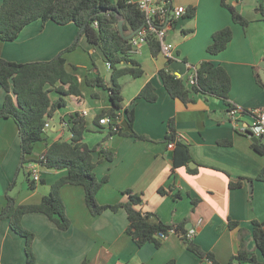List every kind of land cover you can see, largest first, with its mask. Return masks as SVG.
<instances>
[{
	"label": "crops",
	"instance_id": "0c3cea01",
	"mask_svg": "<svg viewBox=\"0 0 264 264\" xmlns=\"http://www.w3.org/2000/svg\"><path fill=\"white\" fill-rule=\"evenodd\" d=\"M136 2L138 0H131ZM221 0H169L171 7L183 6L184 16L167 28L166 41L173 45L174 61L198 67L202 61L221 66L230 78L229 102L238 108H264V87L256 80L255 70L264 71V0H226L248 21L244 28L232 21L231 14L220 5ZM2 0H0V5ZM261 9V11L259 10ZM193 10L192 17H187ZM230 28L232 39L225 50L215 56L206 52L212 34ZM78 28L75 24L57 25L54 22H33L12 42L0 41V58L24 64L53 59L74 41ZM131 58L143 69L137 79L129 77L126 84L134 85L127 95L121 80L122 111L119 125L127 130L126 110H133V137L111 136L101 146L114 154L111 161L98 152L93 153L96 163L94 174L107 182L96 194L99 205L124 203L123 192L130 190L142 199L140 210L151 214L150 221L164 225L185 222L192 231V241L204 252H209L219 264H227L239 249L238 229L244 231L246 250L263 261L252 240V222L264 224V182L254 180L264 167V155L252 148L251 138L236 130L226 118L221 100L199 95L188 105L172 99L161 82L159 71L166 68L167 59L160 53L151 56L147 45H142ZM66 68L74 73L80 84L81 96L64 97L65 106L57 107L48 119L49 128L44 140L33 147L32 160H38L47 148L59 140L69 141L66 123L74 114L83 117L87 132L83 140L92 148L105 138L107 128L94 123L95 118L111 108L109 92L101 87H87L85 79L99 77L108 84L107 69L101 51L80 41V47L64 54ZM258 77L260 78L259 74ZM261 80V78H260ZM262 81V80H261ZM263 82V81H262ZM147 83L154 87L157 99L150 103L135 99ZM50 87H47L49 89ZM6 92L0 86V108ZM51 102L58 99L50 93ZM174 120L177 139L188 146L196 173L186 167L172 171L173 149L164 142L168 120ZM244 116L241 125L249 123ZM96 133L94 142L85 137ZM228 141L230 144H219ZM21 148L18 130L10 118H0V211L6 204V195L17 205L39 204L65 170L42 167L40 181L30 188L24 169L20 168ZM21 172L24 178H21ZM241 180V186L230 184ZM15 185L8 190L10 183ZM249 180H252L251 182ZM251 186V187H250ZM165 191L164 194L158 192ZM179 194V200L174 195ZM64 212L70 226L59 230L41 213L22 217V226L33 234L32 251L36 264H209L186 250L179 236L170 233L159 248L152 243L136 246L126 233V212L106 210L92 216L84 204V190L80 186L64 185L59 190ZM196 200L192 205L191 201ZM237 222L231 229L228 221ZM25 239L12 231L8 219L0 220V264H28Z\"/></svg>",
	"mask_w": 264,
	"mask_h": 264
},
{
	"label": "trees",
	"instance_id": "16d2710c",
	"mask_svg": "<svg viewBox=\"0 0 264 264\" xmlns=\"http://www.w3.org/2000/svg\"><path fill=\"white\" fill-rule=\"evenodd\" d=\"M129 0H2L0 5V41L12 42L16 40L20 32L27 25L40 21L54 22L57 25L73 23L78 28L74 41L49 61L14 63L0 58V86L6 92L0 118H10L16 124L20 138L21 164L25 165L35 160L31 159L33 147L36 143L43 141L45 123L52 116L57 107L65 106L64 97L81 96L80 84L77 76L66 68L64 54L74 51L80 47L82 38L88 43L97 47L106 62L110 64V78L108 84L95 77L85 79L87 87H101L109 92L111 108L101 112L94 120L97 123L103 116L109 115L120 118L122 111L121 87L118 80L121 77L129 76L137 79L143 75L141 65L130 56L129 40L123 36L135 33L144 24V15L138 10L135 4L128 3ZM166 9H171L169 0ZM220 5L231 14L232 21L242 27L248 25V21L232 6L221 0ZM261 11V9H259ZM193 10H189L187 17H192ZM122 20L123 36L118 31V22ZM264 21V20H263ZM163 26V24L161 25ZM232 39V31L226 27L215 31L212 34V42L206 48V52L215 56L225 50ZM147 47L151 56L159 53V42L154 36H148ZM174 60L167 59L166 68L159 71L158 75L168 95L184 105L195 101L199 95L213 97L221 100L228 110L233 105L228 100L230 91V78L221 66H215L209 61H202L196 68L194 84L188 85V73L181 78H176L170 65ZM257 82L264 87V82L258 77L255 70ZM47 87H50L47 89ZM58 95L56 102L52 103L50 93ZM143 99L153 103L157 99L154 87L147 83L141 88L135 98ZM127 130L120 125L107 128V134L103 143L111 136L133 137L142 140L137 136L132 125L134 121L133 110L124 112ZM70 133L69 141L59 140L52 143L46 150L44 161L40 162L42 167L47 169L65 170L66 175L58 179L50 188V193L44 196L39 204L17 205L14 198L6 195V204L0 211V220L8 219L10 228L14 233L25 239V254L28 264H36L32 251L33 234L27 231L21 223L22 217L30 213L44 214L59 230L66 231L70 221L65 215L62 201L59 197V190L64 185L80 186L84 190V204L92 216H98L106 210L116 212L122 208L127 215L128 225L126 233L138 247L146 243H152L159 248L162 242L170 233L177 234L185 249L193 253L200 260L209 264H219L209 252H204L191 237L189 231L184 228L185 222L174 225H164L159 221L152 223V215L143 213L140 210L142 199L139 195L130 190L123 192L126 196L124 203L116 205H99L96 201V194L107 178L98 180L94 174L96 163L93 161V153L98 152L106 160L111 161L114 154L103 149L102 144L90 148L84 143V134L88 131L86 122L78 114L71 115L63 120ZM166 145H172L173 166L172 171L177 167H186L189 173H196V169H190L192 157L188 146L177 139L174 120L167 122V132L164 137ZM219 144L228 145L224 141ZM252 148L259 154L264 155V147L261 142L252 143ZM26 172V171H25ZM30 188L34 189L35 184L29 179ZM254 180L264 182V167L260 170ZM250 182L252 180H249ZM15 185V180L10 183L8 190ZM241 186V180L230 184L231 188ZM164 194L163 189H159ZM174 199L179 200L181 196L175 194ZM195 205L196 200L191 201ZM231 229L237 228V222L228 221ZM239 249L231 257L227 264H264V224L257 221L252 222V240L256 249L260 252L263 261H259L255 255L246 250L244 231L238 229ZM165 236V238H162ZM81 264H88L83 261ZM165 264H174L169 261Z\"/></svg>",
	"mask_w": 264,
	"mask_h": 264
},
{
	"label": "built area",
	"instance_id": "2783aa9c",
	"mask_svg": "<svg viewBox=\"0 0 264 264\" xmlns=\"http://www.w3.org/2000/svg\"><path fill=\"white\" fill-rule=\"evenodd\" d=\"M128 3L136 5L138 10L144 15L145 21L142 27L133 33V36L129 39L131 47L130 55L137 53L142 45H147L148 36H154L159 42V53L166 59L175 60L172 56L173 45L166 41L167 28L172 27L176 20L185 15V7L175 6L171 9H166L168 5L166 0H138L136 2L129 0ZM162 24L163 26H161ZM105 65L107 69H110V64L108 62H106ZM185 66L186 73H188V85H192L194 84V78L196 76V68L189 64H185ZM173 73L178 79L182 77L177 72ZM85 115L86 113L82 112L81 116L84 117ZM245 115L250 116L251 121L241 125V120L244 119ZM226 118L236 130L249 138L254 137L258 139V142H261L264 147V108L244 110L233 106L226 110ZM119 120L120 118L105 115L98 121V124L108 128L119 125ZM48 128L49 124L47 122L44 125L43 131L45 132ZM168 147L172 148V145H168ZM43 161L44 155L40 156L38 160L29 162L25 165V171L34 184L40 181V172L42 170V164L40 162ZM188 236L192 237V231H189ZM162 238H165V236H162Z\"/></svg>",
	"mask_w": 264,
	"mask_h": 264
},
{
	"label": "water",
	"instance_id": "95a60500",
	"mask_svg": "<svg viewBox=\"0 0 264 264\" xmlns=\"http://www.w3.org/2000/svg\"><path fill=\"white\" fill-rule=\"evenodd\" d=\"M239 9H240V7H237V10H239ZM122 24H123V21L120 20V21L118 22L117 27H118V31H119L120 35L123 36ZM132 36H133V34L128 35V36H123V38H124V40H129ZM170 68H171L172 71L177 72V73L180 74L181 76H183V75L186 73V66H185V63H183V62L174 61V62L170 65ZM258 74H259L261 80L264 82V71H263V70H260V71L258 72ZM251 141H252L253 143H258V139L254 138V137H251ZM188 166H189V168H194L196 165H195L194 163L191 162V163H189ZM250 187H251V186H250Z\"/></svg>",
	"mask_w": 264,
	"mask_h": 264
},
{
	"label": "rangeland",
	"instance_id": "374dc122",
	"mask_svg": "<svg viewBox=\"0 0 264 264\" xmlns=\"http://www.w3.org/2000/svg\"><path fill=\"white\" fill-rule=\"evenodd\" d=\"M121 79H122V80H121ZM119 80H121L120 82H121V84L124 86L125 93H126L127 95H131V93L134 91V85H133V84H130V85L126 84V85H127V87H126L125 84H124V82H126L127 80H129V77H128V76H124V77H121ZM97 135H100V134H96V133H88V134H86L85 137H88V140H90L91 142H94V140H95V138H96ZM103 140H104V138H102L99 142L93 144L92 147H96V146L99 145V144H104V143L102 142ZM83 141H84V140H83ZM84 143H85V141H84ZM20 175H21V178H24V173H23V172H21Z\"/></svg>",
	"mask_w": 264,
	"mask_h": 264
}]
</instances>
